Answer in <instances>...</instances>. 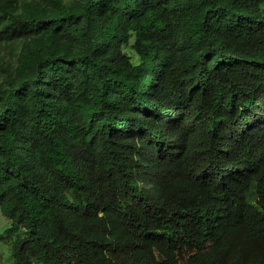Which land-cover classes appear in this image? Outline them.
I'll return each instance as SVG.
<instances>
[{
  "label": "trees",
  "instance_id": "obj_1",
  "mask_svg": "<svg viewBox=\"0 0 264 264\" xmlns=\"http://www.w3.org/2000/svg\"><path fill=\"white\" fill-rule=\"evenodd\" d=\"M0 77L15 264H264V0H0Z\"/></svg>",
  "mask_w": 264,
  "mask_h": 264
},
{
  "label": "rangeland",
  "instance_id": "obj_2",
  "mask_svg": "<svg viewBox=\"0 0 264 264\" xmlns=\"http://www.w3.org/2000/svg\"><path fill=\"white\" fill-rule=\"evenodd\" d=\"M6 57H9L8 53ZM6 226H7V219L0 211V236H1V231H3ZM0 264H15L14 259L10 254L8 242H6V239H2V238H0Z\"/></svg>",
  "mask_w": 264,
  "mask_h": 264
}]
</instances>
